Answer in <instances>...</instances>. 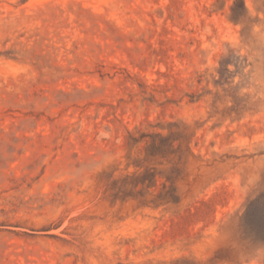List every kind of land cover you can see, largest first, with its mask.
Returning <instances> with one entry per match:
<instances>
[{"label":"rangeland","instance_id":"obj_1","mask_svg":"<svg viewBox=\"0 0 264 264\" xmlns=\"http://www.w3.org/2000/svg\"><path fill=\"white\" fill-rule=\"evenodd\" d=\"M235 1L0 0V264H264V0Z\"/></svg>","mask_w":264,"mask_h":264},{"label":"trees","instance_id":"obj_2","mask_svg":"<svg viewBox=\"0 0 264 264\" xmlns=\"http://www.w3.org/2000/svg\"><path fill=\"white\" fill-rule=\"evenodd\" d=\"M240 5H241V7H245L244 0H236L233 7H240ZM235 12H236V10H235V8H233L234 16L236 14ZM160 141L161 142L154 141L149 146V149H150L152 155L165 154L166 152L169 151L170 147H174L173 142L171 143V145H170V143L168 144V148L166 147V143L169 142V139L161 138ZM140 178H141V180L144 179V180H147L148 182H150L148 184V187H151L150 185H152L155 182L156 174L152 171H147L144 175L140 176ZM141 182H143L142 184H145V181H141Z\"/></svg>","mask_w":264,"mask_h":264}]
</instances>
